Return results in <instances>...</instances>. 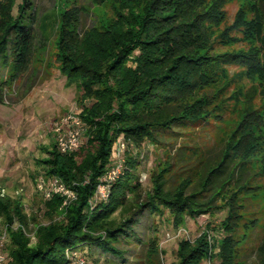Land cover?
I'll list each match as a JSON object with an SVG mask.
<instances>
[{
    "label": "trees",
    "instance_id": "1",
    "mask_svg": "<svg viewBox=\"0 0 264 264\" xmlns=\"http://www.w3.org/2000/svg\"><path fill=\"white\" fill-rule=\"evenodd\" d=\"M229 1L92 0L102 12L100 25L81 32L72 1L56 0L55 55L69 83L81 87L86 140L62 153L54 138L42 147L38 162L43 177H58L77 197L64 205L63 194L46 199L39 191L42 221L29 212L22 193L0 191V232L8 238L4 264H64L74 252L88 261L102 255L126 264L130 250L124 244H144L134 225L146 211L164 215L167 210L180 227L187 217L210 213L220 202L228 210L221 264H234L240 195L251 186L250 162L259 153L264 174L258 134L263 120L244 113L216 155L201 164L186 153L182 140L195 124L217 117L221 93L214 86L226 76V66L241 67L249 79L264 83V0L252 5L255 16L248 19L241 10L227 25ZM108 4L115 15L101 9ZM40 19L36 0H0V103L35 59ZM120 139L127 143L122 172L107 198L98 199L97 187L114 163ZM147 144L170 148L169 159L155 164L149 188L142 181ZM208 237L205 230L194 243L181 240L178 260L171 264H202L212 256ZM149 240L142 251L135 247L140 249L135 263L163 264L157 237ZM259 255L264 257V238Z\"/></svg>",
    "mask_w": 264,
    "mask_h": 264
},
{
    "label": "rangeland",
    "instance_id": "2",
    "mask_svg": "<svg viewBox=\"0 0 264 264\" xmlns=\"http://www.w3.org/2000/svg\"><path fill=\"white\" fill-rule=\"evenodd\" d=\"M71 1L79 12L81 32L100 25L99 14L102 12L98 11L100 7H94L92 0ZM36 3L41 19L37 23L38 49L35 59L9 88L6 102L0 103V191L5 194L22 193L29 212H36L43 221V197L37 188L38 178L43 177V169L38 158L44 156L42 147L55 138V122L80 108L81 87L76 82L69 83L59 70L55 55L56 0H36ZM256 3V0H230L225 5L224 23L231 24L241 10L247 11L248 19L252 18L255 16L252 5ZM101 9L115 15V7L111 4ZM243 45L248 46L247 43ZM214 90L221 93L217 101V117L211 119L210 123L195 124L182 139L188 145L186 153L193 156L196 164L216 155L219 143L228 137L246 112H254L262 118L258 134L264 142V83L252 81L243 68L233 64L226 66V76L215 84ZM169 155L170 148L167 146L146 145L142 158V181L145 187L151 186V173L156 168L155 164L160 160H168ZM261 157L262 153H259L250 162L255 168L251 186L240 195L238 212L242 219L234 234L237 238L233 248L234 264H264V257L259 255L264 238V174L260 173ZM258 171L259 174H255ZM219 204L222 206L210 213H203L195 219L187 217L180 227L174 224L173 215L167 210L164 215H152L146 211L134 225L144 244H124L130 250L127 257L129 263L126 264H136L137 251L145 249L153 236L157 237L163 250V264L174 263L178 260L179 242L188 240L194 243L205 230L213 247L212 256L202 264H221L220 242L227 234L222 221L227 217L228 210L222 202ZM139 245L140 251L135 248ZM109 258L101 255L99 259H90L88 264H121Z\"/></svg>",
    "mask_w": 264,
    "mask_h": 264
},
{
    "label": "built area",
    "instance_id": "3",
    "mask_svg": "<svg viewBox=\"0 0 264 264\" xmlns=\"http://www.w3.org/2000/svg\"><path fill=\"white\" fill-rule=\"evenodd\" d=\"M81 108L66 114L62 119L55 122L53 131L57 147L62 153H69L79 149L85 142V124L81 116ZM127 147L125 140L120 139L114 146L113 157L114 163L102 176L97 187L96 197L105 199L109 195L111 184L117 179L122 172L125 158L124 153ZM37 188L41 191L46 199H50L55 193L65 196L64 205L77 197L74 190L70 189L58 177L45 178L40 177L37 181ZM7 235L0 232V264H4L7 260L6 254L3 252ZM70 259L64 264H88L87 258L78 252L70 254Z\"/></svg>",
    "mask_w": 264,
    "mask_h": 264
}]
</instances>
